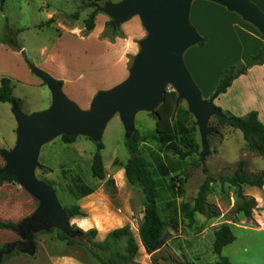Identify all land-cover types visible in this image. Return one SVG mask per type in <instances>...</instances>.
Wrapping results in <instances>:
<instances>
[{
	"label": "rangeland",
	"instance_id": "rangeland-1",
	"mask_svg": "<svg viewBox=\"0 0 264 264\" xmlns=\"http://www.w3.org/2000/svg\"><path fill=\"white\" fill-rule=\"evenodd\" d=\"M92 1L6 0L3 9L0 2V40L2 41L7 34L9 35L7 28L9 27L13 31L14 37L26 50L25 55L32 60L41 64L43 60L48 61L49 58L51 61L46 64L42 63V66L50 67L54 72L57 67H62L69 73H81L84 78L80 82L86 83L83 95L89 96L94 88H97L98 83H108L124 76L122 73L124 47L121 43L114 45L118 44V37L126 38L123 24L125 23V27L129 30V35L136 34L138 29L142 30L139 37L134 40L135 48H132L131 45L127 68L131 66L134 55L139 49L138 40L146 35L139 17L135 16L124 22L119 28V35L112 38L110 36L111 18L106 13L99 11L95 17L94 27L95 29L98 25V29L89 37L88 35L94 29L86 33L85 23L89 14L96 9V6L91 4ZM107 1L118 0H103L96 4L104 5ZM230 43L225 38V46ZM194 46L185 52L184 57L186 61L190 56L193 59L195 67L191 69V73L194 74L197 82L200 77L196 71L202 77L205 76L206 85L201 89L204 97L208 99L213 94L212 92L208 95L210 88L217 87L221 74L206 75L211 61L213 62L215 58L210 57V50L194 53V49H199L201 44L198 43ZM246 59L242 60V63L246 64ZM32 62L30 63L37 65ZM172 89L174 86L168 83L166 90ZM15 95L26 98L27 108L44 106V104L49 107L52 100L51 91L46 83L36 88L18 84ZM77 102L82 108H87L84 99L78 98ZM181 104L187 107L185 100H181ZM11 107L10 103H0L1 137L11 142L12 145L16 139L17 122ZM193 123L197 128L196 140L199 142V148L183 160L184 171L180 173V175L186 176V192L183 200L191 201L197 195L199 187L205 179L208 176L213 177L216 181L211 183L208 201L220 208L221 215L209 218L200 214L193 223L180 218L177 227L169 226L166 244L155 254L158 264H181L185 260L196 263L217 261L218 256L213 251L215 230L218 225L224 222L231 226L238 238L237 241L223 248V255L228 256L235 264H264V190L250 185H242L239 188L223 181L224 177L231 176L236 172L241 160L246 161V171L251 173L261 171L264 169V158L247 149L243 134L239 129L219 124L217 118L212 116L209 124L214 128V131L208 137L209 151L205 156L204 164L201 157L203 147L195 117ZM155 127L156 119L152 113L140 111L136 114V129L143 133H151ZM215 127H217V131H215ZM126 139L125 128L120 116L116 114L108 122L100 140L104 143L102 154L107 178L114 179V188L107 187L105 181H100L92 176V157L96 151L97 143L100 141L83 135L77 136L76 140L71 143L63 141L62 136H58L44 144L40 151V166L36 169V174L54 186L63 205L71 203V198L67 194L68 179L64 177L63 169L70 177L80 176L91 185L97 184L98 188L95 192L76 202L87 213L86 219L79 222V225H72L85 231L90 228L97 229L95 239L98 241H103L112 230L129 225L139 246L135 257L136 261L142 264H154V257L142 246L139 235V225L143 220L145 208L144 194L139 185L131 184L128 181L122 165L130 157L129 150L125 145ZM1 140L0 138V148L11 146ZM147 145L157 149V144L153 141H149ZM15 184L20 185L18 182ZM239 189L245 195L257 199L252 219H247L243 213L236 214L234 212L238 202ZM231 196L234 198L232 199ZM24 199L26 204H30L28 200L31 199V206L37 208L38 201L27 191ZM35 235L36 250L34 254L22 251L23 246L19 245L21 252L13 254L3 264H66L64 258H55L51 262L48 243L44 242L49 236H57L56 229L46 233L36 232ZM24 240H28V238H24Z\"/></svg>",
	"mask_w": 264,
	"mask_h": 264
},
{
	"label": "water",
	"instance_id": "water-1",
	"mask_svg": "<svg viewBox=\"0 0 264 264\" xmlns=\"http://www.w3.org/2000/svg\"><path fill=\"white\" fill-rule=\"evenodd\" d=\"M211 1L238 13L264 35V11L252 0ZM192 2L118 0L96 4L97 11L110 16L114 29L138 16L146 35L138 40L139 49L128 68V76L110 88L98 90L87 109L66 95L61 80L29 64L48 86L52 101L49 107L31 113L13 107L17 122L15 144L10 149L0 148L5 159L0 172L14 175L17 182L39 202L34 213L18 223L16 230L21 239L10 243L6 253L21 245L22 251L34 254L36 232L54 228L71 236L79 235L66 214L57 190L36 174L42 146L64 134L83 135L100 141L108 122L116 114L123 123L126 138H130L136 130V114L140 111L154 114L165 99L168 83L174 86L178 100H185L196 118L203 147L201 157L205 164L209 151L208 137L214 131L209 124L210 118L227 115L214 103L213 97L206 99L203 96L184 59L187 49L198 44L202 38L190 18Z\"/></svg>",
	"mask_w": 264,
	"mask_h": 264
},
{
	"label": "trees",
	"instance_id": "trees-1",
	"mask_svg": "<svg viewBox=\"0 0 264 264\" xmlns=\"http://www.w3.org/2000/svg\"><path fill=\"white\" fill-rule=\"evenodd\" d=\"M98 1L103 0H93L91 4L96 6ZM0 2L3 9L6 0H0ZM98 12L95 9L86 19V33L94 29L95 17ZM7 28L9 35L7 34L2 41L8 43L15 50L23 51V47L14 37L13 31L9 27ZM110 29L112 38L119 35V28L114 29L111 27ZM205 41L206 37L202 36L199 44L203 45ZM251 58L254 63L262 64L264 62V46ZM248 68L247 64L238 61L223 69L211 97L216 98L221 93L226 92L233 81L245 73ZM13 89L12 79L7 76L2 77L0 102H9L13 107L22 109L23 100L14 95ZM225 113L226 117L215 116L218 123L239 129L243 134L247 149L258 153L264 158V123L260 120L258 111L251 110L242 116L229 111H225ZM152 116L156 119V127L151 133H143L136 129L132 136L125 140L130 157L122 165L128 181L142 188L145 208L143 220L139 225V235L146 251L154 257V264H158L155 254L166 244L167 228L169 226L177 227L180 218L193 223L197 214H203L209 218L219 217L221 210L217 205L208 201L211 183L216 181L215 178L210 176L200 185L197 195L191 201L183 200L186 192V176L180 175L184 171L183 160L197 151L199 142L196 140L197 128L193 123L194 116L188 107L183 106L181 100H178L177 92L174 89L166 91L163 103ZM215 131H217V127H215ZM77 136L79 135L64 134L62 139L67 143H71L76 140ZM149 141L155 142L157 149L149 147L147 145ZM103 149L104 143L102 141L98 142L92 157V176L100 181H105L107 187L114 188V179L107 178V170L102 154ZM245 165L246 161L241 160L236 172L231 176L224 177L223 181L239 188L242 185L262 188L264 185V170L251 173L245 170ZM62 172L64 177L68 179L67 194L71 198V203L64 205L68 218L86 217L87 213L76 202L95 192L98 185H91L80 176L70 177L64 169ZM4 182L16 183L17 179L14 175L0 172V184ZM236 204L234 211L236 214L243 213L247 219L253 218V210L257 205L255 197L245 195L239 189ZM17 226L18 223L16 222L0 220V228L16 230ZM73 228L79 232V235L71 236L56 229L58 238L67 241L68 244L85 246L101 264H142L135 259L139 246L129 225L112 230L103 241L95 239L97 235V229L95 228L86 231L74 225ZM53 230L55 229L41 232L46 233ZM235 240L236 235L231 226L226 222L221 223L215 230L213 246V251L218 256L217 261L196 263L195 261L185 260L181 264H235L222 253L223 248ZM9 245L10 243H4L0 246V254L4 253L0 258V264H3L13 254L21 252L19 245H17L11 253H6L5 251Z\"/></svg>",
	"mask_w": 264,
	"mask_h": 264
},
{
	"label": "crops",
	"instance_id": "crops-1",
	"mask_svg": "<svg viewBox=\"0 0 264 264\" xmlns=\"http://www.w3.org/2000/svg\"><path fill=\"white\" fill-rule=\"evenodd\" d=\"M252 1L264 11V0ZM190 18L199 33L206 37L205 43L201 45L199 49H194V53L198 54L200 52H205V50H210V57L215 58L213 62L211 61L209 71L206 75L221 74V71L225 67L247 58L245 60L246 64L249 66L247 71L238 76L226 92L221 93L218 97L214 98V103L224 111H229L240 116L247 114L251 110H257L260 120L264 123V62L262 64H256L251 58L253 54L264 46V35L261 34L251 23L245 21L238 13L229 11L223 5L211 0H193ZM123 27L126 38L118 37V44L115 43L114 45H119L121 43L124 47L122 55V73L124 76L121 79L117 78L108 83H98L99 85L96 86L97 88H94V91L89 96L83 95V88L86 86V83L80 82L84 78L81 73H69V71L62 67H57L56 72H54L52 68L42 66V63L46 64L51 61L49 58L48 61L45 59L39 64L40 62H36L25 55L26 50L23 45L24 52L15 50L10 47L8 43L2 41H0V85L2 77H10L14 86V95L16 85L18 84L34 88L43 86L44 83L42 79L39 78L30 68L29 64L33 61L32 63H36L38 67L48 71L51 75L57 77V79H60L63 82V90L69 98L76 103H78V98L84 99L86 101V107L89 108L91 100L98 90L110 88L128 76V53L131 52V45L132 48H135L134 40L139 37L142 30L138 29L136 34L129 35V30L125 27V23L123 24ZM97 29L98 25L88 36H92ZM225 38L231 42L229 45L225 46ZM185 62L191 72V69L195 67V63L191 56L187 61L185 60ZM196 73L200 77L198 82L194 78V74H191L201 89L206 85L205 76L202 77L197 71ZM215 89L216 87L210 88L208 95L214 92ZM17 97H20L23 100L22 110L24 112L42 110L48 107L44 104V106H30V108H27L26 98H24V96ZM0 103L7 104L9 102ZM11 110L13 112V106L11 107ZM1 134L2 131L0 130L1 142L5 141V143H8L10 146L11 142L4 140L3 137H1ZM10 137L11 135L9 138ZM15 140L11 145L12 147L15 144ZM11 146L2 149H10L12 148ZM4 165L5 159L0 153V168ZM260 189L264 190V185ZM26 191L27 190L24 187L15 183L4 182L0 184V220L19 223L24 218L34 213L36 209L31 206V199L28 200L30 204H26V200L24 199ZM198 215L200 214H197L196 218H198ZM85 219L86 217L75 216L70 218V222H72L71 224L79 225V222L84 221ZM237 238L238 237L236 236L235 241H237ZM19 239H21V236L17 230L0 228V246L4 243L16 242ZM44 242L48 243L47 246L50 249L49 259L51 262H53L55 258H64L66 264H101L83 245L68 244L67 241L60 240L58 236H49Z\"/></svg>",
	"mask_w": 264,
	"mask_h": 264
},
{
	"label": "built area",
	"instance_id": "built-area-1",
	"mask_svg": "<svg viewBox=\"0 0 264 264\" xmlns=\"http://www.w3.org/2000/svg\"><path fill=\"white\" fill-rule=\"evenodd\" d=\"M231 198L233 199L234 197H233V196H231Z\"/></svg>",
	"mask_w": 264,
	"mask_h": 264
}]
</instances>
